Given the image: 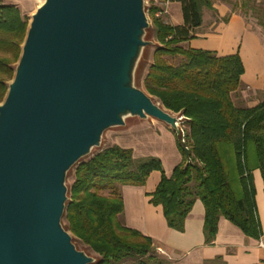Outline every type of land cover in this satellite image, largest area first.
<instances>
[{"label": "water", "instance_id": "water-1", "mask_svg": "<svg viewBox=\"0 0 264 264\" xmlns=\"http://www.w3.org/2000/svg\"><path fill=\"white\" fill-rule=\"evenodd\" d=\"M146 0H44L0 103V264H94L63 224L69 171L127 117L180 132L136 83Z\"/></svg>", "mask_w": 264, "mask_h": 264}, {"label": "trees", "instance_id": "trees-1", "mask_svg": "<svg viewBox=\"0 0 264 264\" xmlns=\"http://www.w3.org/2000/svg\"><path fill=\"white\" fill-rule=\"evenodd\" d=\"M167 1L181 4L183 23L165 22L156 15L161 9L151 5L158 44L143 86L166 110L187 117L189 150L177 138L182 161L170 177L159 158L137 159L131 148L117 144L73 166L64 226L97 256L94 264H123L130 258H139L138 264H167L156 258L151 237L120 219L123 186H143L153 171L161 172V179L150 194V203L162 207L170 228L184 231L186 218L200 199L205 206L207 244L214 242L221 217L249 237L260 239L264 233L253 176L260 170L264 180V100L251 107L235 103L233 94L240 89L245 71L238 54L217 57L210 51L181 46L194 38L203 24V9L213 8L212 1ZM237 3L247 8L251 0ZM28 28L29 21L19 7L0 0V103L15 76Z\"/></svg>", "mask_w": 264, "mask_h": 264}, {"label": "crops", "instance_id": "crops-1", "mask_svg": "<svg viewBox=\"0 0 264 264\" xmlns=\"http://www.w3.org/2000/svg\"><path fill=\"white\" fill-rule=\"evenodd\" d=\"M211 1L213 8L203 9V24L196 29L194 38L184 41L181 46L210 51L217 57L238 54L245 71L233 99L236 104L255 106L264 100V38L235 9V2L241 0ZM151 5L163 11L165 22L183 23L179 2L151 0ZM140 128H127L114 144L131 148L137 159L159 158L165 174L170 177L182 161L176 132L162 122H148ZM253 176L257 211L264 231V180L260 170H255ZM160 179L161 172L153 171L143 186H123L124 212L120 217L125 226L151 237L156 251L157 248L165 251L159 254L173 264H264V233L260 239L249 237L225 217L219 220L214 242H205V206L200 199L186 218L184 231L170 228L162 207L150 203V194Z\"/></svg>", "mask_w": 264, "mask_h": 264}, {"label": "rangeland", "instance_id": "rangeland-1", "mask_svg": "<svg viewBox=\"0 0 264 264\" xmlns=\"http://www.w3.org/2000/svg\"><path fill=\"white\" fill-rule=\"evenodd\" d=\"M4 1L6 3L17 5L23 17L27 19L29 23L31 21L32 15L36 12L37 8L44 2V0H4ZM150 8H151V0H146V12H147V17L149 20L150 27L148 28L149 32H147V35L145 36V40L150 41L152 43L150 45H147L143 50L142 58L140 60L139 67L136 72V80H135L136 85L143 90H144L143 79H144L145 74L148 71L149 66L153 62V54L155 50V45L158 44L155 34H154L155 32L154 24H153V18L150 14ZM235 9L239 11L240 13H242L245 16L247 22L250 23L255 30H258L264 38V0H251V5L250 7H247V8L241 7V3H237L235 5ZM175 62H177V60ZM176 115L185 117L181 113L176 114ZM185 120H187V117H185L184 121ZM148 122L156 123L159 121L153 118H148L144 120V119H140L139 117H127L125 126L111 128L103 134L101 145L99 147L94 148L88 157L96 154L97 152H99L100 150L104 149L107 146L113 145L116 138L118 136H121L124 132H126L127 128L137 127L141 129L140 126L142 124H147ZM182 127L185 130L187 129V126L185 125H183ZM73 176H74V170L72 169L69 171L67 180H66L68 190L73 182ZM63 224H64V220H63ZM73 241L79 250H83L87 254L92 255L97 259V256L89 252L83 245L80 244L79 241L74 240V239ZM154 254L157 259L163 260L167 264H173L172 261L162 256L157 251ZM138 260L139 258H136V259L130 258V259L125 260L123 264H138Z\"/></svg>", "mask_w": 264, "mask_h": 264}, {"label": "built area", "instance_id": "built-area-1", "mask_svg": "<svg viewBox=\"0 0 264 264\" xmlns=\"http://www.w3.org/2000/svg\"><path fill=\"white\" fill-rule=\"evenodd\" d=\"M156 15L162 17L163 11L162 10L158 11L156 13ZM178 116H180V115H178ZM180 117H181V123L179 124L180 132H176V134H177L178 139H179L180 143L182 144V146H184V148L186 150H188L189 146L187 145L186 130L182 127L184 125L185 117H183V116H180ZM157 252L162 253V254L165 253V251L162 248H157Z\"/></svg>", "mask_w": 264, "mask_h": 264}]
</instances>
